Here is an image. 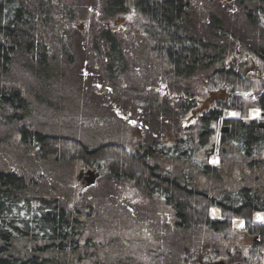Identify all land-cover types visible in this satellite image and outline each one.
Here are the masks:
<instances>
[{"label":"trees","instance_id":"16d2710c","mask_svg":"<svg viewBox=\"0 0 264 264\" xmlns=\"http://www.w3.org/2000/svg\"><path fill=\"white\" fill-rule=\"evenodd\" d=\"M152 1L0 0V264H185L235 221L259 242L227 262L262 261L264 128L242 118L236 57L264 56V0ZM198 83L231 97L196 112ZM136 226L159 240L146 263Z\"/></svg>","mask_w":264,"mask_h":264},{"label":"rangeland","instance_id":"374dc122","mask_svg":"<svg viewBox=\"0 0 264 264\" xmlns=\"http://www.w3.org/2000/svg\"><path fill=\"white\" fill-rule=\"evenodd\" d=\"M129 19H130L129 17H123V16L117 17L113 21L115 28L121 33H123L126 30L125 25ZM89 23L90 21L88 20L85 21L82 19H78V21L75 23V26L80 32H82L86 36L87 32L90 30ZM244 62L246 63L245 67H247V69L250 68V70L254 73L248 76L249 79H251L250 81L252 82V84L250 83V86L253 85L251 90H248L247 88H242L241 90L242 91L241 93H243L242 95L244 96L245 99L243 106L244 112L242 118L246 121L257 120L261 123H264V121L261 120V116H260L261 111L254 106L257 100L255 99L254 92L257 95L258 93L256 92H259L263 90L262 88H264V76L262 80H258V72L260 70L264 71V68L261 62H259L257 58H250V60H246ZM195 90L197 94V100L200 102L201 106H203L204 103H207L206 100L211 92L222 91V90H211L206 86L202 85L201 83L196 84ZM227 97H229L228 94H226L225 98ZM132 126H134V124H132ZM221 131L222 128H219L218 134L214 138L213 146H211L203 154V157L206 158L209 161V163L214 166H218L221 164L220 157L218 156L217 153L218 152L217 146L219 142V136L221 135ZM130 139L132 140V144L134 145L139 144L142 141V135L141 132H139L138 128L132 129ZM78 180H79V175H78ZM79 183H81L80 180ZM80 185L82 188H84L83 184ZM128 194L129 197L133 196L131 190L129 189H128ZM137 202H139V200L136 202H131V205H136ZM161 210L163 213L164 212L163 208H161ZM212 217L219 218L220 217L219 211L218 210L212 211ZM261 218L262 216L258 217V219ZM125 235L126 237L124 238V240L128 242L131 250L139 251L141 253L142 262L143 263L148 262V259L147 257L144 256V253L151 248H156L157 247L156 245H158L157 241L159 240L158 239L156 240V238L150 231L145 232V230H143V227L140 226H136L132 231L126 233ZM199 237H200V242L198 249L195 250L194 255H192L187 259H184L185 264H213L219 262H225L226 264H229L225 256L226 253H229L230 255H234V257H236L237 254L242 255V257H247L250 254L252 246L259 242L257 238L251 237L246 232V230L244 229V223L242 221H235L233 229L226 233L206 234L204 231H202ZM205 248H208L210 251L209 250L206 251ZM262 252H263V259L261 262L256 264H264V248Z\"/></svg>","mask_w":264,"mask_h":264},{"label":"flooded vegetation","instance_id":"af4514ba","mask_svg":"<svg viewBox=\"0 0 264 264\" xmlns=\"http://www.w3.org/2000/svg\"><path fill=\"white\" fill-rule=\"evenodd\" d=\"M163 0H154V1H152V3H155V4H161V2H162ZM181 1V0H180ZM183 1V0H182ZM203 2H204V0H202ZM224 3H231V2H233V1H239V0H222ZM201 3V4H204V3H202V2H200V0H197V1H194V4L196 5L197 3ZM149 3H150V1H149ZM196 7V6H195ZM197 8L199 9L198 11L199 12H201V11H205V9H207V7H198L197 6ZM250 58H257L258 60H259V62H261V64H262V66H263V68H264V56H255V55H249V54H246V53H242V52H240L239 51V46L237 47V57H236V62H237V69L240 71V73L242 74V76L244 77V79H246L249 83H251L252 84V82L250 81L251 79H249V75H251V74H253L254 72H252L251 70H250V68L249 69H247V67H245L246 66V63L244 62V61H246V60H250ZM244 63V64H243ZM258 72V71H257ZM263 76H264V71L263 70H260L259 72H258V80H262V78H263ZM253 87V85L251 86V88ZM263 90H261L263 93H264V88H262ZM223 92H225L226 94H228L229 95V97H231V95L226 91V90H222L221 92H211L210 93V95H209V97L207 98V103H204V105L203 106H201L200 105V102L197 100V103H198V106H199V108L196 110V112H198L199 111V113L200 112H204V111H207V110H209L210 108H212L215 104H216V102H218V101H225L227 98H229V97H227V98H225L224 100H222L221 98H219L221 95H222V93ZM221 93V94H220ZM214 95H217L218 97H217V99L216 98H214ZM256 94H255V92H254V96H255ZM262 96H263V94H262ZM213 99V101H210V100H212ZM260 116H261V120H263L264 121V112H260ZM250 121H256L258 124H259V126L261 127V126H263L262 128H264V123H261V122H259V121H257V120H250ZM227 127V126H226ZM226 127H223V129H226ZM229 131V130H228ZM228 131L226 132V133H228ZM144 144V141L142 140L140 143H139V145H143ZM145 153V152H144ZM83 174H85V173H83ZM80 184H83V180H80ZM225 263V262H224ZM213 264H216V263H213Z\"/></svg>","mask_w":264,"mask_h":264},{"label":"water","instance_id":"95a60500","mask_svg":"<svg viewBox=\"0 0 264 264\" xmlns=\"http://www.w3.org/2000/svg\"><path fill=\"white\" fill-rule=\"evenodd\" d=\"M225 96H226V93L223 92L222 95L219 98L224 100ZM217 97H218L217 95H214V98L217 99ZM210 101H213V99L210 100ZM261 127H263V126H261ZM227 131H228V129H223L222 133H226ZM99 176H100V174L93 170V171H88L85 174L81 173L79 175V180H83V187L87 188V187L95 185L97 180H98V178H99ZM216 264H226V263L219 262V263H216Z\"/></svg>","mask_w":264,"mask_h":264}]
</instances>
